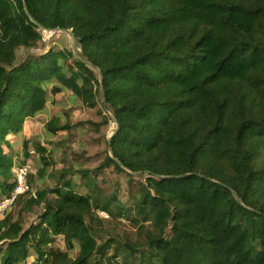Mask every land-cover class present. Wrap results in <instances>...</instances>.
<instances>
[{
  "label": "trees",
  "instance_id": "16d2710c",
  "mask_svg": "<svg viewBox=\"0 0 264 264\" xmlns=\"http://www.w3.org/2000/svg\"><path fill=\"white\" fill-rule=\"evenodd\" d=\"M24 1L46 28L72 29L81 57L102 72L119 123L111 149L122 165L109 155L100 168L145 177L136 208L153 217L149 256L159 264H264V0H0V201L15 187L7 148L54 95L69 89L88 107H106L100 74L72 50L19 54L43 42ZM45 126L49 136L69 127L59 117ZM23 148L27 159L28 139ZM35 150L43 178L50 150L41 142ZM97 208L69 180L31 185L0 213V264H28L31 250L33 264H104L113 242H99L86 219ZM60 237L65 249L55 245ZM129 244L135 251L139 242Z\"/></svg>",
  "mask_w": 264,
  "mask_h": 264
},
{
  "label": "rangeland",
  "instance_id": "374dc122",
  "mask_svg": "<svg viewBox=\"0 0 264 264\" xmlns=\"http://www.w3.org/2000/svg\"><path fill=\"white\" fill-rule=\"evenodd\" d=\"M42 36L43 42L39 46L22 48L19 54H39L51 47L55 50L65 48L73 51L71 37L64 31L50 33L42 30ZM73 60L70 58L69 63L73 64ZM110 114L113 113L106 109L102 101L91 108L75 97L71 90L64 89L53 96L44 115L29 120L25 127L26 135L21 140L10 136L12 142H18L6 148L14 156V168L24 162L30 163L29 181L34 191L57 187L69 180L77 192L90 194L93 201L97 200L99 208L86 219L96 230L99 242L106 239L113 242L104 258V264H107L109 257L112 258L110 264H159L146 250V233L153 230V217L139 214L136 208V203L142 199L141 183L145 177L129 169L120 171L114 164L100 168L104 160L112 155L109 140L112 139L117 124ZM52 117H59L61 124L69 127L49 136L45 125ZM25 139L29 140L30 149L27 159L23 148ZM37 142H41L50 150L51 165L46 168L43 178L38 172L43 164L35 150ZM85 169L90 171L88 178L82 176L81 171ZM0 180L3 181V177L0 176ZM49 199L54 201L55 196L50 195ZM106 204H109V213L103 210ZM19 209L20 204L15 205L11 212L17 215ZM42 210L43 206H38L32 212L26 213L24 226L28 227ZM136 241L139 242L135 245L137 250L123 248L126 247L125 243L134 245ZM55 245L65 249V242L61 237ZM70 254L75 257L77 251H70ZM35 257L34 251L31 250L28 264H33Z\"/></svg>",
  "mask_w": 264,
  "mask_h": 264
},
{
  "label": "water",
  "instance_id": "95a60500",
  "mask_svg": "<svg viewBox=\"0 0 264 264\" xmlns=\"http://www.w3.org/2000/svg\"><path fill=\"white\" fill-rule=\"evenodd\" d=\"M25 2V1H24ZM25 10L26 12L28 13V15L30 16L32 22H34L38 27L39 29L41 30H46V31H64L66 33H68L71 37V40H72V43H73V51H74V54L76 55V57L80 58L82 61H84L89 67H91L92 69H94L95 71H97L99 74H100V77H101V82H102V98H103V101H104V104L106 105V109L109 110L108 106H107V100H106V94H105V90H104V87H103V75H102V72L101 70L96 66L94 65L93 63L87 61L86 59L82 58L81 55H80V41L77 40L76 36H75V33L73 32L72 29H60V28H55V29H51V28H46L43 24H41L38 20H36L29 12V9H28V6L26 5V2H25ZM110 111V110H109ZM111 118L115 121V123L117 124V128L114 132V134L117 132V130L119 129V123H118V120L116 119V117L113 115V114H110ZM113 134V135H114ZM112 135V136H113ZM112 138V137H111ZM109 147L111 149V139L109 140ZM112 151V149H111ZM115 160H117L114 155H113V152H112V155H111ZM118 163L120 165L121 162H119V160H117ZM138 173V172H137ZM160 176V175H159ZM235 196L237 197V199L242 202V199L241 197L239 196V194L233 190Z\"/></svg>",
  "mask_w": 264,
  "mask_h": 264
},
{
  "label": "built area",
  "instance_id": "2783aa9c",
  "mask_svg": "<svg viewBox=\"0 0 264 264\" xmlns=\"http://www.w3.org/2000/svg\"><path fill=\"white\" fill-rule=\"evenodd\" d=\"M30 167L29 164L15 166V187L0 201V213L7 211L20 195L31 191V184L29 181Z\"/></svg>",
  "mask_w": 264,
  "mask_h": 264
},
{
  "label": "bare ground",
  "instance_id": "6f19581e",
  "mask_svg": "<svg viewBox=\"0 0 264 264\" xmlns=\"http://www.w3.org/2000/svg\"><path fill=\"white\" fill-rule=\"evenodd\" d=\"M48 32H50L51 33V31H48ZM51 35V34H50Z\"/></svg>",
  "mask_w": 264,
  "mask_h": 264
},
{
  "label": "crops",
  "instance_id": "0c3cea01",
  "mask_svg": "<svg viewBox=\"0 0 264 264\" xmlns=\"http://www.w3.org/2000/svg\"><path fill=\"white\" fill-rule=\"evenodd\" d=\"M42 115H44V114H42ZM42 115H41V116H42Z\"/></svg>",
  "mask_w": 264,
  "mask_h": 264
}]
</instances>
